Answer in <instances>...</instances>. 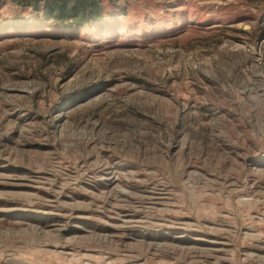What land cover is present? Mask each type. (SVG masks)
<instances>
[{"label":"rangeland","instance_id":"374dc122","mask_svg":"<svg viewBox=\"0 0 264 264\" xmlns=\"http://www.w3.org/2000/svg\"><path fill=\"white\" fill-rule=\"evenodd\" d=\"M0 264H264V0H0Z\"/></svg>","mask_w":264,"mask_h":264}]
</instances>
